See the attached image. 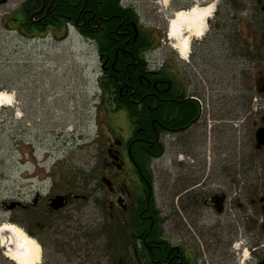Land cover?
I'll list each match as a JSON object with an SVG mask.
<instances>
[{
  "label": "flooded vegetation",
  "instance_id": "flooded-vegetation-1",
  "mask_svg": "<svg viewBox=\"0 0 264 264\" xmlns=\"http://www.w3.org/2000/svg\"><path fill=\"white\" fill-rule=\"evenodd\" d=\"M29 2L22 0L6 21L0 18V25L25 40L46 41L55 30L48 19L53 0H40L38 6ZM181 2L178 9L212 1ZM224 2H212L214 12L200 40L218 52L217 60H233L237 83L234 170L218 177L204 171H191V175L190 171L176 172L168 190L161 183L166 190L163 194L161 186H156L157 176L150 163L140 166L134 159L132 133L123 139L112 123L105 121L101 127L97 121V137L105 138L100 176L84 171L62 172L63 176H56L47 189L42 210L37 209L41 187L33 188L35 196L29 201L13 197L0 203V214L5 215L0 224L16 225L36 241L39 264H114L115 250L121 254L118 264H264V143H260L264 141V0H234L236 9L224 12L226 17L221 20ZM90 27L91 32L99 34L98 19ZM136 29L135 33L143 31ZM195 40L190 42L186 59L193 75L194 64L198 63L194 46L199 42ZM91 41L103 74L108 63L98 53L97 40ZM206 56L207 61H214L209 52ZM201 64H206L204 57ZM170 74L174 80L183 77L177 70ZM195 77L209 79L205 75ZM192 125L171 135L178 141ZM165 150L164 144V152L156 159L163 158ZM175 159L178 164L182 162L180 154ZM99 184L106 190L100 208ZM55 199H59V206ZM101 209L105 214L99 222ZM240 224L249 227L242 240L237 232ZM2 236L6 239L8 235H0V264H16L7 257Z\"/></svg>",
  "mask_w": 264,
  "mask_h": 264
},
{
  "label": "rangeland",
  "instance_id": "rangeland-1",
  "mask_svg": "<svg viewBox=\"0 0 264 264\" xmlns=\"http://www.w3.org/2000/svg\"><path fill=\"white\" fill-rule=\"evenodd\" d=\"M21 1L8 0L0 4V18L6 21ZM181 1H122L123 5L133 7L140 25L154 38L152 49L145 54L150 69H161L169 74H176L177 70L183 76L175 77L177 85L186 87L201 102L198 121L183 132L178 141L176 135L164 134L161 138L165 154L150 162L157 176L156 186H161L163 194L166 190L161 183L164 182L168 190L171 176L176 172L190 171L191 175V171H204L210 177L223 176L224 171L234 170L235 160L237 83L233 78V60H223V57L217 60L218 52L201 43L204 33L195 40L199 42L194 46L199 66L194 64V74L209 79L201 81L193 75L187 57L180 58L165 34L167 21ZM237 5L234 0H225L219 19L224 20V12L234 11ZM208 52L214 61H207ZM203 57L205 65L201 64ZM99 65L94 43L71 25L51 31L46 41L25 40L0 25V90L14 94L16 101L13 107L0 108V203L13 197L29 201L35 196L33 188L41 187L37 209L42 210L47 189L54 179L63 176L62 172L84 171L100 176L105 138L104 135L97 137L100 134L98 122L101 127L105 121L112 123L123 139L131 135L132 124L126 111L112 110L104 101L98 82ZM178 154L182 156L180 164L175 162ZM105 193L99 184V208L105 202ZM98 212L100 222L105 212L103 209ZM4 216L0 214V219ZM210 218H213L212 212ZM248 228L238 225L241 240ZM115 255L120 259L119 251L115 250L114 258Z\"/></svg>",
  "mask_w": 264,
  "mask_h": 264
},
{
  "label": "trees",
  "instance_id": "trees-1",
  "mask_svg": "<svg viewBox=\"0 0 264 264\" xmlns=\"http://www.w3.org/2000/svg\"><path fill=\"white\" fill-rule=\"evenodd\" d=\"M29 1V5L40 4V0ZM121 2L53 0L48 19L51 29L77 25L80 35L97 40L98 53L108 63L98 78L101 94L113 109L126 111L132 124V153L144 166L164 152L161 134L180 132L197 122L200 105L194 98L199 97L179 87L169 73L150 69L145 54L154 38L150 31L138 30L143 27L136 11ZM96 19L99 34L90 31ZM118 261L115 255L114 264Z\"/></svg>",
  "mask_w": 264,
  "mask_h": 264
},
{
  "label": "bare ground",
  "instance_id": "bare-ground-1",
  "mask_svg": "<svg viewBox=\"0 0 264 264\" xmlns=\"http://www.w3.org/2000/svg\"><path fill=\"white\" fill-rule=\"evenodd\" d=\"M166 3L167 0H164ZM214 5L212 2L204 6L193 5L187 10H176L167 21V38L171 47L180 58L186 59L189 54L190 40L200 39L206 32V20L212 17ZM14 94L0 90V108L13 107ZM7 234L1 243L7 247L6 255L16 264H39L40 248L36 241L27 236L18 226L3 223L0 225V235Z\"/></svg>",
  "mask_w": 264,
  "mask_h": 264
},
{
  "label": "water",
  "instance_id": "water-1",
  "mask_svg": "<svg viewBox=\"0 0 264 264\" xmlns=\"http://www.w3.org/2000/svg\"><path fill=\"white\" fill-rule=\"evenodd\" d=\"M3 2V1H1ZM260 143H264V141H261ZM59 198V197H58ZM54 202H56V205L59 206L60 205V202H59V199H55L53 200Z\"/></svg>",
  "mask_w": 264,
  "mask_h": 264
}]
</instances>
